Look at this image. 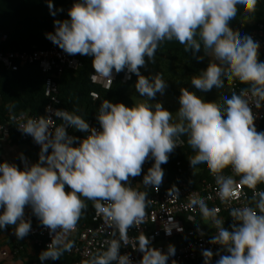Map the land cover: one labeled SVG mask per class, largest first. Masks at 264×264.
<instances>
[{
    "label": "clouds",
    "instance_id": "clouds-1",
    "mask_svg": "<svg viewBox=\"0 0 264 264\" xmlns=\"http://www.w3.org/2000/svg\"><path fill=\"white\" fill-rule=\"evenodd\" d=\"M257 4L258 0H75L68 10L70 19L54 20L55 31L46 33V38L69 55L93 57L94 81L112 80L113 70L127 69L138 77L135 88L146 100L132 107L103 100L97 115L99 131L80 115L60 109L54 115L63 123L54 131H50L49 117L20 123L18 129L41 146L39 161L22 170L15 163H0V229L14 225L18 239L27 236L32 223L24 219V210L30 206L40 223L55 233L39 254L40 261L58 260L72 250L74 242L66 239L67 234L76 228L87 207L85 200H91L96 213L111 222L119 238L83 264H133L120 249L129 228L143 223L149 199L146 191L131 186L129 178L141 175L151 155L154 163L142 183L145 188H158L164 177L161 165L168 162L180 135L188 136L187 143L196 153L188 158L191 167L206 168L216 177L222 201H230L236 193L235 181L222 175L226 168L249 188L264 183V132L257 131L251 107L264 105V62L258 61L259 42L251 36L233 35L237 14L254 13ZM47 6L54 17L63 11L55 9L52 0H47ZM173 39L198 61L211 55L219 62V66L210 62L199 76H193L196 89L222 94L225 81L249 87L233 92L230 98L222 95L219 107L181 88L179 122L173 123L172 113L161 102H149L164 93L163 74L149 79L140 73L145 57L154 60L161 42ZM202 48L204 55H197ZM68 127L90 134L80 140L67 134ZM254 195L259 196L255 208L231 209L236 222L231 231L217 218L218 209L210 210L200 202L203 216L216 228L209 242L229 253L216 264H264V191ZM149 245V238L141 234L137 248L143 255L138 264H167L169 256H175L172 246L164 254ZM202 256L204 264H211V250H204Z\"/></svg>",
    "mask_w": 264,
    "mask_h": 264
},
{
    "label": "trees",
    "instance_id": "trees-1",
    "mask_svg": "<svg viewBox=\"0 0 264 264\" xmlns=\"http://www.w3.org/2000/svg\"><path fill=\"white\" fill-rule=\"evenodd\" d=\"M52 2L55 9H63V11H58L55 17L50 14L47 0H0V50L4 52H16L29 50L34 45L41 48L48 47L51 41L46 38L45 34L54 33V20L63 21L70 19L68 10L75 3V0H52ZM233 23L236 25L233 29V35L235 37L250 36L252 30L258 24H264V0H258L254 13H238ZM4 35H7V39L5 40L3 39ZM196 38L199 40V36ZM78 55L83 61V66L80 69H66L61 75H55L60 85L61 107L67 108L71 113L80 115L88 123L92 119H97L100 104L105 99L112 103H123L128 107L136 104L135 100L129 94L133 82L137 79L135 74L132 81L125 82L124 70L118 73L113 86L110 89H105L92 82L91 75L94 73L92 67L93 57ZM197 55H204L203 48ZM168 57L175 59L177 64L181 65L183 71L195 72L199 75L209 65V63L204 62V59L198 61L191 51H185L184 44L174 39L161 42L152 61L164 60L168 66ZM147 60L149 59L145 57V61ZM258 61L264 62V56L258 54ZM141 69L142 67L140 71ZM221 70L223 71V67H221ZM0 73V117L2 119H6L9 114L18 115L30 113L31 115L44 116L48 103V98L45 95V80L47 74L43 72L39 65L18 64L16 70H10L0 62ZM225 84H228L227 81H225ZM231 85H236V93H239L243 88L249 87L248 85L241 84L239 81H233ZM93 91L99 93V98L95 99L92 96ZM194 94L196 95V93ZM175 95L179 98L181 92L178 91ZM74 130L78 136L85 133L76 129ZM259 132H264V125ZM181 136L186 142L185 146L174 148L168 154V162L161 165L164 170L161 186L164 190L175 189L182 181L188 182L193 188H199L205 180H212L214 176L206 168L197 167L193 169L191 167L188 158L194 157L196 153L187 143L188 136ZM10 139L15 144L25 143L16 128L11 131ZM50 151L51 149L48 152ZM0 163H2L1 160ZM153 163L154 159H152L148 166L142 165L141 175L129 178L131 186L134 188L142 187L143 176L152 167ZM18 168L23 169L20 166ZM230 173V167L224 169L222 172L225 176H229ZM260 186L264 187V183H261ZM65 191H70L68 186H65ZM258 200H254L253 203L256 205ZM85 203L87 207L82 211L78 225L81 227L84 225L93 226L95 225L93 221L96 212L93 206L95 202L85 200ZM2 211L3 209H0V212ZM220 218L222 220L225 219L224 227L231 231V226L233 223H236L233 218L228 214H223ZM32 224L41 223L36 220ZM209 225L210 222H208L203 214H200L196 223H187L188 228H194L199 234L208 232ZM14 229V225L0 229V247L10 249V258L14 264H42L39 259V254L47 247L44 244L40 245L36 243L35 238L30 232L24 238L18 239L14 234ZM66 239L76 243L78 233L70 232L67 234ZM76 259L77 257L70 255L67 251L63 253L60 259H49L45 264H59L60 262H68ZM6 261L0 260V264H7ZM216 261L217 259L215 257L211 258V264H216ZM193 264H204V257L195 261Z\"/></svg>",
    "mask_w": 264,
    "mask_h": 264
},
{
    "label": "built area",
    "instance_id": "built-area-1",
    "mask_svg": "<svg viewBox=\"0 0 264 264\" xmlns=\"http://www.w3.org/2000/svg\"><path fill=\"white\" fill-rule=\"evenodd\" d=\"M250 36L254 41L259 42V54L264 56V24H258L256 28L252 30ZM3 39H7V35H4ZM0 62L10 70H16L18 64L39 65L43 72L47 74L45 80V95L48 98L46 109H51V111H46L45 109L44 117L52 119L50 120V131H54L55 127L63 123L60 119L55 117L54 111L57 109L69 110L61 107L60 85L55 75H61L66 69H80L83 66V61L78 54L69 55L51 42L48 47L44 48L34 45L29 50L24 51L4 52L0 50ZM117 76L118 73L113 70L112 80L97 78L95 81L92 79V82L105 89H110ZM133 78L134 74L128 73L127 69H125L124 81L129 82L132 81ZM235 91L236 85H232V92ZM92 96L97 99L99 98V93L93 91ZM247 98L250 104L254 103V98L250 93ZM251 107L256 117L254 123L259 132L264 125V105H262L260 109H257L254 105ZM28 118L37 119L39 115L23 113L18 115L9 114L6 119L0 117V137L2 136L10 139L11 131L16 128L25 143L32 145L36 149H41V146L34 141L33 137L18 129L19 124L26 121ZM88 123L90 127L98 131L101 130L98 119H92ZM66 131L68 135L78 137L80 140L90 134L85 132L83 135L78 136L74 128L71 127H68ZM176 143L177 147L175 148H180L185 146L186 142L180 135L177 136ZM73 146H78V143ZM51 151L48 152V154H50ZM152 159L151 155H149L143 165L148 166ZM225 177H231L235 181L236 193L234 198L230 201L221 200L219 185L217 184L215 176L212 177V180H205L199 188H193L186 181L180 182L177 188L171 190H164L161 185H159L158 188L151 185L145 188L142 184L141 188H136L139 191H146L148 193L147 198L149 200L146 206V215L143 223L135 224L129 228L126 242L121 245L120 254L129 255L133 264H138L143 255L137 248L138 237L141 234H145L150 240L149 246L159 249L164 254L168 253L170 246L174 248L175 256H169L167 264H193L203 257L202 252L204 250H211L213 252L212 257H215L217 260L221 255H229L223 246L211 244L209 242L216 233L215 225L210 218H207L208 222H210L207 230L208 232L199 234L194 228L187 227V223H196L198 217L202 214L200 211L201 201L210 210L218 209L217 218H220L223 214L230 215V211L233 208H242L245 206L256 207L253 201L259 199V196L254 195V193L264 191V187L258 184L255 189H252L247 185L241 184L240 176L236 175L232 169L230 175ZM24 213L25 220L31 219V223L36 220L39 221L32 213L30 206H25ZM223 220L225 221V219ZM93 221L95 223L93 226L84 225L81 227L77 223L76 228L71 232L78 233V239L76 243H74L72 250L68 251L70 255L77 257V259L68 262H60L59 264H83L91 255L106 250L112 239L119 238V233L111 226V222L105 221L102 215H98L95 212ZM171 230V235L166 234V231ZM56 231L58 232L59 229ZM114 232H116L115 236L113 235ZM30 234L35 238L36 243L40 245L44 244L46 247L52 242V238L55 235L54 232H50V230L42 224H32ZM217 253H219V255Z\"/></svg>",
    "mask_w": 264,
    "mask_h": 264
},
{
    "label": "crops",
    "instance_id": "crops-1",
    "mask_svg": "<svg viewBox=\"0 0 264 264\" xmlns=\"http://www.w3.org/2000/svg\"><path fill=\"white\" fill-rule=\"evenodd\" d=\"M204 62L215 63L219 66V62L214 60L211 55L205 56ZM222 67V66H221ZM193 76H199L198 73H191L188 71H183L181 65L177 64L175 59L168 57V87L172 88L173 93H177L181 88H185L192 93H196L199 97H204L205 94L209 92H203L195 88L191 83ZM230 85V91L228 92V97L232 93V85ZM214 100L217 99L219 94L210 92ZM41 149H36L28 143L15 144L11 139L0 137V160L1 162H8L10 164L15 163L17 166L22 168L27 164L28 166L35 164L39 161V153ZM21 154L24 160H21ZM48 154V153H47ZM11 257V251L9 248L0 247V260H7V264H14Z\"/></svg>",
    "mask_w": 264,
    "mask_h": 264
},
{
    "label": "rangeland",
    "instance_id": "rangeland-1",
    "mask_svg": "<svg viewBox=\"0 0 264 264\" xmlns=\"http://www.w3.org/2000/svg\"><path fill=\"white\" fill-rule=\"evenodd\" d=\"M163 61V62H162ZM158 61H150L147 60L145 66L142 67L140 73L145 77L151 79L152 76L156 75L157 73L163 74V79L166 81V88L163 94L157 93L154 98L150 99V103L161 102L163 107L172 113L173 115V122H179L178 110L180 108L179 98L172 92V88L168 87V66L165 64L164 60ZM138 79V77H137ZM137 79L133 82L131 89L129 91L130 96L135 100V103H142L145 102L146 97H141V95L137 92L135 88V84ZM230 85L225 84V92L219 94L217 99L212 96L209 92L204 95V97H200L206 103H213L216 104L218 107L223 106L222 102V95L227 96L228 92L230 91Z\"/></svg>",
    "mask_w": 264,
    "mask_h": 264
}]
</instances>
